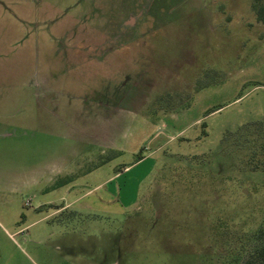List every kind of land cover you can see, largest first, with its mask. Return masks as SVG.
Masks as SVG:
<instances>
[{
    "label": "rangeland",
    "instance_id": "rangeland-1",
    "mask_svg": "<svg viewBox=\"0 0 264 264\" xmlns=\"http://www.w3.org/2000/svg\"><path fill=\"white\" fill-rule=\"evenodd\" d=\"M255 3L0 0V264H247Z\"/></svg>",
    "mask_w": 264,
    "mask_h": 264
},
{
    "label": "trees",
    "instance_id": "trees-1",
    "mask_svg": "<svg viewBox=\"0 0 264 264\" xmlns=\"http://www.w3.org/2000/svg\"><path fill=\"white\" fill-rule=\"evenodd\" d=\"M260 22L264 23V6L253 5ZM252 242L256 244L254 251L249 255L247 264H264V226L252 236Z\"/></svg>",
    "mask_w": 264,
    "mask_h": 264
},
{
    "label": "built area",
    "instance_id": "built-area-1",
    "mask_svg": "<svg viewBox=\"0 0 264 264\" xmlns=\"http://www.w3.org/2000/svg\"><path fill=\"white\" fill-rule=\"evenodd\" d=\"M26 205H30V202H27Z\"/></svg>",
    "mask_w": 264,
    "mask_h": 264
},
{
    "label": "crops",
    "instance_id": "crops-1",
    "mask_svg": "<svg viewBox=\"0 0 264 264\" xmlns=\"http://www.w3.org/2000/svg\"><path fill=\"white\" fill-rule=\"evenodd\" d=\"M70 204H68L67 206H69Z\"/></svg>",
    "mask_w": 264,
    "mask_h": 264
}]
</instances>
